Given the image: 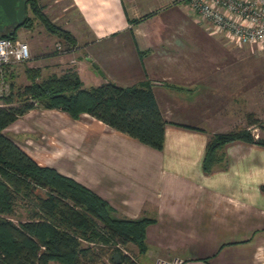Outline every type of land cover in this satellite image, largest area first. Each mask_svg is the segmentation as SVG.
Instances as JSON below:
<instances>
[{"label":"crops","instance_id":"obj_1","mask_svg":"<svg viewBox=\"0 0 264 264\" xmlns=\"http://www.w3.org/2000/svg\"><path fill=\"white\" fill-rule=\"evenodd\" d=\"M66 2L39 1L52 20L62 17L75 45L52 52L48 42L39 48L30 32L16 36L28 43L30 58L13 65L9 82H29L27 66L40 69L37 79L72 67L83 86L148 79L167 121L162 148L87 112L72 117L37 105L3 133L38 164L95 191L114 215L151 218L145 251L133 243L138 264L172 256L183 258L181 264H264V145L227 142L218 149L221 160L208 172L202 168L209 137L239 125L231 42L182 1ZM262 116L241 123L255 138H264Z\"/></svg>","mask_w":264,"mask_h":264},{"label":"trees","instance_id":"obj_2","mask_svg":"<svg viewBox=\"0 0 264 264\" xmlns=\"http://www.w3.org/2000/svg\"><path fill=\"white\" fill-rule=\"evenodd\" d=\"M34 17L64 39V50L75 45L73 34L55 24L38 0H26L21 25L32 26ZM19 26L0 36L16 37ZM25 72L29 82L10 83L9 92L0 96V264H98L103 256L112 264H138L121 247L132 242L144 252V228L151 218L114 215V208L95 191L52 166L38 164L2 130L34 105L57 107L72 117L87 112L160 149L167 121L151 81L125 86L106 80L83 86L72 67L41 79L38 67L27 66ZM237 139L264 145V138H255L247 127L214 132L205 145L203 170L210 171L221 160L218 149L223 144ZM16 206L25 208L24 218L17 215ZM114 251L120 253L119 262Z\"/></svg>","mask_w":264,"mask_h":264},{"label":"built area","instance_id":"obj_3","mask_svg":"<svg viewBox=\"0 0 264 264\" xmlns=\"http://www.w3.org/2000/svg\"><path fill=\"white\" fill-rule=\"evenodd\" d=\"M173 1L185 2L191 10L210 22L212 31L225 36L231 44L255 46L264 55V0ZM29 58L30 48L25 40L0 36V96L9 92L8 76L13 65ZM183 261L179 256L157 257L152 264H181Z\"/></svg>","mask_w":264,"mask_h":264},{"label":"rangeland","instance_id":"obj_4","mask_svg":"<svg viewBox=\"0 0 264 264\" xmlns=\"http://www.w3.org/2000/svg\"><path fill=\"white\" fill-rule=\"evenodd\" d=\"M39 1L41 3H53L52 0ZM64 4H67L66 0H57L51 5V7L58 5L64 6ZM28 13L32 15L31 11H29ZM49 17L50 19L52 18L51 15ZM60 19H62V17L51 20L57 25H62L64 21ZM24 32L32 33L33 38H35L34 41L37 42L39 48L42 49L45 42H48V49L52 50V52H62L67 46L61 36L46 29L43 23L36 17H34L32 26H19L16 30V36H22ZM231 65L233 66V92L234 90H236V93H233V99H237L241 102H238V105L235 104L233 106V114H235V119L239 124L238 128L247 127L246 124L244 125L241 123L249 120V118L253 117L254 114L263 113L261 119L264 118V55L259 50H257V47L255 46L251 48L247 44H243L240 46L232 44ZM236 107H238V109ZM250 109L251 111H249ZM16 213L22 218L26 216V210L22 206H16ZM123 249L125 250V252H127V254H130L132 256H134L136 252V247L132 242L126 243L123 246ZM103 263L112 264L107 261L106 256H103V259L98 261V264ZM48 264L62 263L59 261L51 260L48 262Z\"/></svg>","mask_w":264,"mask_h":264},{"label":"water","instance_id":"obj_5","mask_svg":"<svg viewBox=\"0 0 264 264\" xmlns=\"http://www.w3.org/2000/svg\"><path fill=\"white\" fill-rule=\"evenodd\" d=\"M25 15L26 0H0V34L14 31L24 22ZM112 256L119 262L118 251H114Z\"/></svg>","mask_w":264,"mask_h":264},{"label":"flooded vegetation","instance_id":"obj_6","mask_svg":"<svg viewBox=\"0 0 264 264\" xmlns=\"http://www.w3.org/2000/svg\"><path fill=\"white\" fill-rule=\"evenodd\" d=\"M8 30V29H7Z\"/></svg>","mask_w":264,"mask_h":264}]
</instances>
